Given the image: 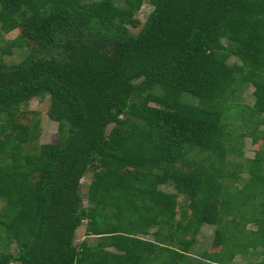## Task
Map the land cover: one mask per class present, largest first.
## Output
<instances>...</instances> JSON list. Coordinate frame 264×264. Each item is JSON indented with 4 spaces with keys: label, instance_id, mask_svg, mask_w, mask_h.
<instances>
[{
    "label": "trees",
    "instance_id": "1",
    "mask_svg": "<svg viewBox=\"0 0 264 264\" xmlns=\"http://www.w3.org/2000/svg\"><path fill=\"white\" fill-rule=\"evenodd\" d=\"M262 123L264 0H0V264H264Z\"/></svg>",
    "mask_w": 264,
    "mask_h": 264
},
{
    "label": "rangeland",
    "instance_id": "2",
    "mask_svg": "<svg viewBox=\"0 0 264 264\" xmlns=\"http://www.w3.org/2000/svg\"><path fill=\"white\" fill-rule=\"evenodd\" d=\"M150 9V5L145 2L142 1V3L140 4L138 10L134 13V15L137 17V19L141 22L146 13L148 12V10ZM139 26L137 25L136 27L131 28V31H135ZM17 32L16 29H12L6 33H4L2 35V38L4 39H9L12 38L15 33ZM5 61L11 60V61H16L17 59L20 58V52L16 49L12 50L11 53L9 55H6L5 57ZM231 60H233V57H229L228 58V62H230ZM236 94H238L239 98H236V100L238 99V101L245 103V104H250L252 101V96H251V86L247 85L245 86V88L243 87V89L239 92L236 91ZM183 95H188L187 93H183ZM237 97V95H236ZM234 100V101H236ZM46 109H47V98L45 96L41 97V98H37L36 96H32L30 97L27 102H26V106H25V110H27L29 113L36 111L37 112V118H38V137L36 140V144H40V143H45L47 141H50L54 138L55 136V120L54 119H50L47 117L46 115ZM109 127V124L106 126V129ZM259 128H263L264 127V123L260 124L258 126ZM254 151V145L252 144L251 140L246 137L243 136L241 138V147L238 149V153L240 154V159L241 158H245V157H251L252 153ZM231 162H234L233 160L238 159L235 155L230 154L228 157ZM233 164L230 163V165L228 166V168H232ZM241 176H245L246 174L244 172L240 173ZM79 182V192L83 191L84 188V184L87 181V175H83L79 178L78 180ZM223 182L225 183H230V181L228 179L223 180ZM164 189H170L167 186H163ZM176 215L178 214V207L181 206V202H182V197L181 195H178L176 197ZM81 204H84L83 201ZM226 209L221 208L220 212H225ZM84 221H82L73 231V235H72V242L76 243L78 242L82 237V232H83V226H84ZM247 227H251L252 225L246 224ZM152 230V228H149L148 231ZM210 227H207L205 224H203L202 226H200V228L198 229V232L196 233V235L194 236L195 238V242H194V246H198L197 249H199L200 247L202 248H207L208 250H213L215 249V245L211 244V232H210ZM143 238H151L150 234L144 235L142 236ZM83 238H88V237H83ZM197 240V241H196ZM12 246V245H11ZM251 260V259H249ZM4 264H16V262L10 261ZM232 264H246V260L244 261L243 259H239L236 256L233 257V261Z\"/></svg>",
    "mask_w": 264,
    "mask_h": 264
}]
</instances>
